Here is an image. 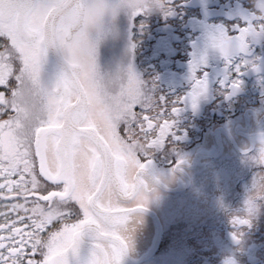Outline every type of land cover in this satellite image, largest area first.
I'll return each instance as SVG.
<instances>
[{"label": "snow or ice", "instance_id": "1", "mask_svg": "<svg viewBox=\"0 0 264 264\" xmlns=\"http://www.w3.org/2000/svg\"><path fill=\"white\" fill-rule=\"evenodd\" d=\"M44 4L0 0V199L11 198L8 209L16 213L9 220V212L0 211V264H121L134 240L129 221L148 208L152 157L175 136L181 111L176 105L190 100L195 108L207 93L206 75L198 76L207 56L194 54L191 93L173 101L170 111L159 110L167 99L157 100L131 64L115 74L98 70L89 86L63 71L54 44L60 25L41 14ZM81 5L73 0L74 10ZM246 20L232 30L239 35L219 29L208 36V47L224 58L229 75L255 68L246 57L252 44L264 42V18L251 14ZM229 75L222 87L234 94L242 81ZM80 154L92 177L87 190L74 180L71 162ZM249 158L262 173L254 176L240 210L246 218H234V227H250L264 209V134ZM184 163L178 159L171 174ZM242 235L235 232L234 238L239 242Z\"/></svg>", "mask_w": 264, "mask_h": 264}, {"label": "flooded vegetation", "instance_id": "2", "mask_svg": "<svg viewBox=\"0 0 264 264\" xmlns=\"http://www.w3.org/2000/svg\"><path fill=\"white\" fill-rule=\"evenodd\" d=\"M251 14L249 0H173L171 14L135 19L140 79L157 100L167 99L159 110L170 111L173 101L191 93L194 54L207 56L198 76L206 75L208 90L195 108L190 100L176 105L181 111L175 117V136L152 157L148 173L149 178L170 179L157 185L159 197L149 203L143 223L131 233L135 239L121 264H264V209L250 227L232 225L237 216L246 218L240 210L254 176L262 173L249 157L264 134V42L251 45L246 59L256 67L243 69V75L234 70L229 75L224 58L208 47L210 33L225 29L239 35L232 30L244 27ZM225 75L242 81L234 94L222 87ZM180 158L185 163L173 176ZM184 200H189L185 206H196L197 220L187 215L167 224L165 212ZM235 232H243L239 242Z\"/></svg>", "mask_w": 264, "mask_h": 264}, {"label": "clouds", "instance_id": "3", "mask_svg": "<svg viewBox=\"0 0 264 264\" xmlns=\"http://www.w3.org/2000/svg\"><path fill=\"white\" fill-rule=\"evenodd\" d=\"M249 4L254 16L264 18V0H249ZM167 11L168 0H82L81 7L75 10L73 0H45L40 9L41 14L51 15L60 25L54 44L61 69L77 77L84 86L91 85L95 73L101 69V48L121 37L123 20L130 21L137 14L163 15ZM71 163L77 188L89 189L92 177L86 155H77ZM159 177V182L149 178L151 190L146 194L149 203L159 197L157 185L170 179ZM142 223L143 216L137 217L129 229L136 233Z\"/></svg>", "mask_w": 264, "mask_h": 264}, {"label": "rangeland", "instance_id": "4", "mask_svg": "<svg viewBox=\"0 0 264 264\" xmlns=\"http://www.w3.org/2000/svg\"><path fill=\"white\" fill-rule=\"evenodd\" d=\"M134 28H135V21L132 22L129 20H123L121 22V32H122L121 37L119 39L110 40L106 45H104L101 48L100 67H101L102 72L115 74L120 68L122 67L127 68L129 64H131L136 74L139 76V78L141 77L140 68H139L140 62L138 61V58H137L138 56L137 55V44H136V41L133 39ZM0 40H2V38H0ZM133 44L135 45V47L130 52L129 51L130 45H133ZM47 70L48 69H46V71ZM188 203H189V200H184V202L181 201V205H179V203L178 204L175 203L176 205L175 207H172L173 209L167 210L165 212L166 219L169 221L167 222V224L173 225L174 224L172 222L173 219L177 218L179 221L184 220L187 218V215L192 216L194 220H197L195 219L196 218L195 215L198 216L197 215L198 211H197L196 206H194L193 208L185 206V204H188ZM132 205H135V204L130 203L128 206H132ZM218 208L219 206L217 204L216 209ZM162 214L163 212H161V215ZM199 220L201 219L199 218ZM131 224L132 223H130L129 226Z\"/></svg>", "mask_w": 264, "mask_h": 264}, {"label": "trees", "instance_id": "5", "mask_svg": "<svg viewBox=\"0 0 264 264\" xmlns=\"http://www.w3.org/2000/svg\"><path fill=\"white\" fill-rule=\"evenodd\" d=\"M42 179V178H41ZM18 198V197H17ZM17 198H16V200H17ZM11 199V198H10ZM10 199H7V200H0V211H6V212H9V216H8V218H9V220H11V219H14L15 218V216H16V213H12V212H10L9 211V209H8V205L13 201V200H10ZM31 199V198H30ZM19 202H22V200H18ZM29 207H31V205L29 204L28 205ZM19 215H24V213H23V211H20L19 212ZM3 218L2 217H0V220H2ZM17 226H22V224L21 223H19L18 222V225Z\"/></svg>", "mask_w": 264, "mask_h": 264}]
</instances>
